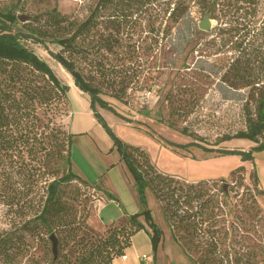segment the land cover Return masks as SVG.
Here are the masks:
<instances>
[{"label":"trees","instance_id":"1","mask_svg":"<svg viewBox=\"0 0 264 264\" xmlns=\"http://www.w3.org/2000/svg\"><path fill=\"white\" fill-rule=\"evenodd\" d=\"M258 3L259 0H94L83 19L65 15L53 7L34 15L33 20L38 23L33 25L29 21L19 22L18 11L26 9V0H0V198L10 208L15 206L14 211L25 208L29 212L21 228L43 242L46 253H52L53 263L112 264L115 257L124 254L131 236L146 227L145 223L151 229L155 253L162 231L147 206L145 188L148 185L158 198H164L167 217L173 218V224L187 232L182 236L184 245L193 240V230L200 231L202 208L206 206V200L201 199V190L183 193L181 187L171 185L176 182L174 177L158 172L139 146L118 139L97 110L100 106L122 116L102 95L127 103L128 89L139 82L141 71L148 66L141 57L153 51L152 43L144 42L142 32L156 41L167 39L175 27L189 21L194 5L202 14L209 13L211 18L224 22L223 26L217 27L215 35L220 40V48L227 45L230 55L218 79L228 88L245 91L247 128L234 136L248 138L256 144L248 151L218 148L217 152L239 151L251 157L253 150H264V14L260 18L257 16ZM158 5L163 6L157 14L149 12ZM196 33L199 31L195 24L189 31L191 38L185 41L182 50ZM29 38L41 43L71 76L74 85L89 95L95 118L112 138L134 177L142 209L125 214L102 231L91 228L85 221L86 214L83 217L77 215L72 205L62 198V182L77 179L89 183L71 167V135L55 124L47 113L45 120L38 117L35 104L44 106L46 112L56 110L60 103L67 101L70 84L61 80L50 64L28 47L23 39ZM47 42L55 43L58 49L53 51ZM143 113L148 115L147 111ZM30 117L39 119L42 136L39 148L31 141L36 139L35 133L29 136L33 123L22 125V120L26 118L27 122ZM21 146L31 153L43 152L42 167L53 179L42 183L41 189L36 178L12 163ZM60 160L67 169L57 176L56 166ZM147 170L155 171L151 178L146 176ZM200 183H189L188 187ZM158 184L167 186V190L162 191ZM194 202L196 210L192 209ZM183 206H187L185 211H182ZM51 233L57 239L56 256L49 239ZM13 236L14 232L0 233V255L13 256L27 246L25 237ZM216 250H207L198 263L224 264L225 261L231 264L227 251H218L219 259L211 262ZM232 263L255 264L247 256L244 259L234 256Z\"/></svg>","mask_w":264,"mask_h":264},{"label":"rangeland","instance_id":"2","mask_svg":"<svg viewBox=\"0 0 264 264\" xmlns=\"http://www.w3.org/2000/svg\"><path fill=\"white\" fill-rule=\"evenodd\" d=\"M93 2L26 0V9L18 13L27 15L28 19L19 22L29 21L34 25L38 23L33 20L34 15L53 7L65 15L83 19ZM162 6L158 5L149 12L157 14ZM257 9L260 18L264 14V0H259ZM204 15L194 5L189 21L179 28L175 27L173 34L162 41L150 39L146 32H142V38L146 39L144 42L152 43L153 51L141 57V61L148 63V66L141 71L139 82L128 89L127 103L102 95L124 118L100 106H97V110L118 139L139 146L158 172L174 177L176 182H171V185L181 187L183 193L192 194L201 190V199L206 200V206L202 208L200 231L193 230V240L184 245L182 236L187 232L173 224V218L167 217L163 207L164 198H158L148 185V195L145 194L147 206L162 231V240L156 252L149 253V264H200L201 255L214 249L217 250L211 256V262L212 259H219L218 251H227L231 264L234 256L242 259L247 256L251 263L264 264V150H253L251 157L239 151L217 152L218 148L248 151L256 143L234 136L247 128L245 91L233 90L219 81L221 68L230 54L226 50L227 45L220 48V40L215 32L225 23L209 15L210 29L202 30L198 22ZM145 24L144 19L141 27L144 28ZM195 24L199 33L193 36L189 47L182 50L185 41L191 38L188 37L189 31ZM23 41L50 64L61 80L71 83V76L41 43L31 38ZM46 45L53 51L58 49L53 42ZM69 98H72V94H69ZM35 108L38 117L45 120L47 113L55 124L67 132L65 121L69 109L66 100L56 110L46 112L45 107L38 103ZM27 119V122L26 118L22 120V125L33 123L29 136L35 133L36 139L31 141L39 148L42 137L39 119ZM258 138L263 140L262 136ZM17 150L12 163L36 178L39 189L47 179H53L42 167V150L31 153L25 146ZM56 167L57 176L67 169L61 160ZM155 171L147 170L146 176L151 178ZM197 181L202 183L188 187L189 183ZM60 187L63 200L72 205L77 215L82 214L83 217L86 214L85 221L89 225L88 217L96 205L92 186L74 179L62 182ZM166 187L158 184L162 191H166ZM193 205V210L198 209L196 202ZM186 207L183 206L182 211ZM14 209L15 206L10 208L0 198V233L14 232L13 237H25L27 246L13 256L0 255V264H56L51 261L52 253H46L43 242L29 236L21 228L29 212L25 208L19 211ZM144 240L146 242V238Z\"/></svg>","mask_w":264,"mask_h":264},{"label":"crops","instance_id":"3","mask_svg":"<svg viewBox=\"0 0 264 264\" xmlns=\"http://www.w3.org/2000/svg\"><path fill=\"white\" fill-rule=\"evenodd\" d=\"M69 84V114L65 128L71 135V167L95 191L96 205L91 209L88 223L95 230H101L113 221L122 219L125 214L139 212L142 205L138 199L134 177L114 146L112 138L95 118L89 95L74 83ZM69 94H72L71 99ZM108 125L110 127V124ZM147 190L148 186L145 188L146 195ZM108 194L111 196L108 197ZM138 218L145 223L142 216ZM150 252H153L151 229L146 225L131 236V243L124 250L126 257L117 256L112 264H145L142 255L147 256L149 264Z\"/></svg>","mask_w":264,"mask_h":264},{"label":"water","instance_id":"4","mask_svg":"<svg viewBox=\"0 0 264 264\" xmlns=\"http://www.w3.org/2000/svg\"><path fill=\"white\" fill-rule=\"evenodd\" d=\"M19 20H26L27 15L25 14H20L18 16ZM198 27L202 30H209L210 29V23H209V13H206L201 21L198 22ZM49 239L51 240V245H52V252L54 256L57 254V239L54 233H51L49 235Z\"/></svg>","mask_w":264,"mask_h":264},{"label":"built area","instance_id":"5","mask_svg":"<svg viewBox=\"0 0 264 264\" xmlns=\"http://www.w3.org/2000/svg\"><path fill=\"white\" fill-rule=\"evenodd\" d=\"M123 258H125V254L121 255ZM142 260L145 261V264H148V260H147V256L146 255H142Z\"/></svg>","mask_w":264,"mask_h":264},{"label":"bare ground","instance_id":"6","mask_svg":"<svg viewBox=\"0 0 264 264\" xmlns=\"http://www.w3.org/2000/svg\"><path fill=\"white\" fill-rule=\"evenodd\" d=\"M70 77V76H69ZM71 80H72V78H71ZM71 83H73L72 81H71Z\"/></svg>","mask_w":264,"mask_h":264}]
</instances>
